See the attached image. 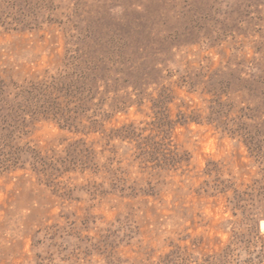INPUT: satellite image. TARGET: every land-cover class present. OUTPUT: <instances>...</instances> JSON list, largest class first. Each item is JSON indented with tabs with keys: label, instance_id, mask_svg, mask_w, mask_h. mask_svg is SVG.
Wrapping results in <instances>:
<instances>
[{
	"label": "rangeland",
	"instance_id": "rangeland-1",
	"mask_svg": "<svg viewBox=\"0 0 264 264\" xmlns=\"http://www.w3.org/2000/svg\"><path fill=\"white\" fill-rule=\"evenodd\" d=\"M264 0H0V264H264Z\"/></svg>",
	"mask_w": 264,
	"mask_h": 264
},
{
	"label": "bare ground",
	"instance_id": "bare-ground-1",
	"mask_svg": "<svg viewBox=\"0 0 264 264\" xmlns=\"http://www.w3.org/2000/svg\"><path fill=\"white\" fill-rule=\"evenodd\" d=\"M261 228L264 229V220L261 221Z\"/></svg>",
	"mask_w": 264,
	"mask_h": 264
}]
</instances>
